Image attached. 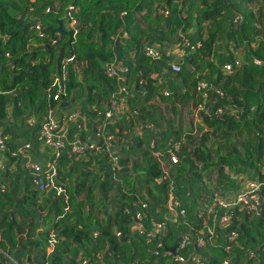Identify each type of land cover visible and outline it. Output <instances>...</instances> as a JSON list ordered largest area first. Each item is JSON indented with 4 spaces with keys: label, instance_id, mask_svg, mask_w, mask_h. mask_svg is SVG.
I'll return each instance as SVG.
<instances>
[{
    "label": "trees",
    "instance_id": "obj_1",
    "mask_svg": "<svg viewBox=\"0 0 264 264\" xmlns=\"http://www.w3.org/2000/svg\"><path fill=\"white\" fill-rule=\"evenodd\" d=\"M59 20L71 41L52 32ZM255 58L264 59V0H0V128L9 136L0 264H264V66ZM55 80L66 93L58 101ZM70 99L79 118L67 141L103 126L117 159L92 149L72 158L64 144L49 155L57 195L25 159L43 146L49 109ZM113 99L124 105L106 118ZM251 181L256 209L216 201Z\"/></svg>",
    "mask_w": 264,
    "mask_h": 264
},
{
    "label": "built area",
    "instance_id": "obj_2",
    "mask_svg": "<svg viewBox=\"0 0 264 264\" xmlns=\"http://www.w3.org/2000/svg\"><path fill=\"white\" fill-rule=\"evenodd\" d=\"M69 19L73 22L72 17L70 15ZM73 24V23H72ZM146 55L150 56L151 58H156L159 56V53L156 49L148 46L145 48ZM74 57L68 56L65 57L62 60V64H67L70 62H73ZM254 63L259 66H264V59L255 58ZM226 71L230 70V65L226 64L224 66ZM180 67L178 64L172 65V70L174 72L179 71ZM107 73L109 75H113L117 73L116 67L114 65H111L107 69ZM57 84V93L53 96V99L58 101L62 95H65L66 93L61 88L60 84L57 80L54 81L53 85ZM122 91L125 92V89H122ZM124 102L123 100L113 99L110 104V108L106 111L105 117L110 118L113 116L115 112H117L121 107H123ZM79 118V112L76 109H73L71 111L60 113L59 115H54L51 112H48L47 117L42 120L39 123V131H38V139L43 144V147L48 149V153L52 158H57L59 156L60 148L62 146L68 145L72 148L73 153L82 154L87 149H92L94 151H103L108 156L109 160L116 161L117 157L115 156L113 144L111 143L113 137L112 136H105L103 135V126H96L94 131V137L96 136H102L104 140V144L97 145L92 142V139L90 140H83L80 141V139H75L71 141L70 143L66 139V126L68 123L70 125H73L77 122ZM9 136L4 133L3 129L0 128V147L5 146V142L8 140ZM90 142V143H89ZM29 143H25L23 146L18 147L17 151L21 154L24 153L27 148H29ZM25 157V155H23ZM29 157L27 156L25 159V166L27 168H33L38 171H45L46 172V180L47 184L46 187L53 188L57 195L61 194L63 192V189L60 186L55 185L54 183V177L56 175V165L53 161L49 160L48 168L46 170H41L39 166L30 163ZM1 164V163H0ZM260 188V185L254 181H251L247 184H245L244 190L240 191L236 194L233 201L229 202L225 199L220 198L219 196H216L215 199L218 202L219 205L223 207H232L236 204H243L247 205L249 209H256L260 203V199L258 197V190ZM65 210L68 209L66 201H65ZM139 217V215H138ZM228 212H225L222 217L220 218V222L223 224L228 223ZM162 228L161 224H157L155 230H159ZM55 232L54 230H51L50 232V242L53 244L55 241ZM188 243L187 237H182L178 246L183 247ZM197 245L201 246L204 242L201 238L197 239ZM195 258V257H194ZM177 259L183 261V257L178 256ZM12 261V260H11ZM13 264H16L14 261H12Z\"/></svg>",
    "mask_w": 264,
    "mask_h": 264
},
{
    "label": "crops",
    "instance_id": "obj_3",
    "mask_svg": "<svg viewBox=\"0 0 264 264\" xmlns=\"http://www.w3.org/2000/svg\"><path fill=\"white\" fill-rule=\"evenodd\" d=\"M117 38H119V37H117ZM222 41H224L223 38H222ZM173 51H174L172 53L173 61L174 62L180 61L182 59V52H180L176 48ZM168 53H169V51H168ZM77 107H78L77 102L74 99L73 100L70 99L67 101H60L54 107L50 108L48 112H51L54 115H59L60 113H65V112L71 111L73 109H76ZM23 130H25V128L20 129V131H23ZM133 133L134 134L138 133L137 127L133 129ZM91 138H90V140H91ZM83 140H89V138L83 139ZM20 142H24V141L21 140ZM29 162L39 166L41 170H46L48 168V164H49L48 150L43 146L39 150H35L34 153L32 155H30ZM238 192H240V191L233 190L229 195H227V197H229L231 200L227 199V201H229V202L233 201L234 197L236 196V194Z\"/></svg>",
    "mask_w": 264,
    "mask_h": 264
},
{
    "label": "water",
    "instance_id": "obj_4",
    "mask_svg": "<svg viewBox=\"0 0 264 264\" xmlns=\"http://www.w3.org/2000/svg\"><path fill=\"white\" fill-rule=\"evenodd\" d=\"M52 30V32L54 33V32H62L63 34H66V35H68L69 36V40L71 41L72 40V36H73V29H68V30H66V29H64V27H63V24H62V21L61 20H59L58 21V26L57 27H55V28H52L51 29ZM118 41H119V38H116V41H115V46H114V48L116 47V45H117V43H118ZM190 68V67H189ZM94 134H95V131H93V134H92V140H94L95 139V137H94ZM80 141H83V139H80ZM68 151L70 152V154H71V157L73 158V156H74V154H73V152H72V148L71 147H69L68 148ZM176 246H177V244H175L172 248H171V251L172 252H174L175 251V248H176Z\"/></svg>",
    "mask_w": 264,
    "mask_h": 264
},
{
    "label": "rangeland",
    "instance_id": "obj_5",
    "mask_svg": "<svg viewBox=\"0 0 264 264\" xmlns=\"http://www.w3.org/2000/svg\"><path fill=\"white\" fill-rule=\"evenodd\" d=\"M187 119H190V116H188Z\"/></svg>",
    "mask_w": 264,
    "mask_h": 264
}]
</instances>
